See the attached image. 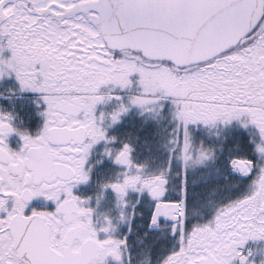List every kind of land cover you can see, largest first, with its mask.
Returning <instances> with one entry per match:
<instances>
[{
	"label": "snow or ice",
	"instance_id": "1",
	"mask_svg": "<svg viewBox=\"0 0 264 264\" xmlns=\"http://www.w3.org/2000/svg\"><path fill=\"white\" fill-rule=\"evenodd\" d=\"M0 264H264V0H0Z\"/></svg>",
	"mask_w": 264,
	"mask_h": 264
}]
</instances>
